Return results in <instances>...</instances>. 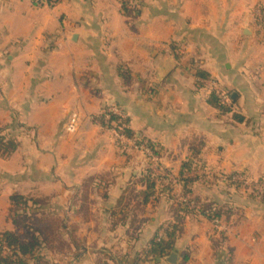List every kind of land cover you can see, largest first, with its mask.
<instances>
[{"label": "crops", "instance_id": "1", "mask_svg": "<svg viewBox=\"0 0 264 264\" xmlns=\"http://www.w3.org/2000/svg\"><path fill=\"white\" fill-rule=\"evenodd\" d=\"M52 3L0 0V135L16 144L0 150V234L16 230L13 195L46 197L77 242L68 264H135L174 221L183 180L204 176L193 196L232 215L218 229L186 216L178 264H264V201L228 181L264 192V0ZM219 92L230 97L226 110L208 102ZM111 106L134 139L156 147L157 162L96 123ZM73 114L80 125L69 134ZM194 139L200 155L189 164ZM146 169L158 187L144 203L135 195Z\"/></svg>", "mask_w": 264, "mask_h": 264}, {"label": "trees", "instance_id": "2", "mask_svg": "<svg viewBox=\"0 0 264 264\" xmlns=\"http://www.w3.org/2000/svg\"><path fill=\"white\" fill-rule=\"evenodd\" d=\"M131 1L135 3V0ZM123 7L124 10H127L125 4H123ZM196 77L204 80L210 79V76L202 70L196 71ZM198 85L202 86L200 82ZM208 102L213 107L226 110L221 102V98L216 96L215 93L209 97ZM103 118L104 116L100 120L102 121ZM126 134L133 138L129 129L126 131ZM192 142L195 152L189 164L200 155L195 149V144L198 146L197 144L200 142L196 139ZM146 144L156 149L152 143L146 142ZM15 148L16 144L14 142L8 141L4 136L0 135V150L4 155L11 153ZM187 170L192 172V169L187 168ZM204 181V176L183 180L186 199L188 202L194 203L195 209L191 210L183 201L174 203L171 207L174 221L164 230L163 235L159 232L156 233L149 247L135 264H143L156 258H166L169 256L173 252L176 242L182 234V226L186 216L198 214L208 220H213L222 219L223 217L229 218L232 215L231 209L221 206L220 203L216 201H202L200 198L193 196L191 185L199 182L202 184ZM228 181L235 189L239 190L245 188L251 196L260 198L264 201V192L255 190V184L244 187L242 184L235 182L232 177H230ZM140 182L145 184L146 190L144 193H137L135 196H141L142 201L147 203L156 195L158 180L150 169H146L140 177ZM161 189L164 193H171L169 185H164ZM10 202V215L16 230L14 232L0 234V264H43V260H46L49 255L54 256L55 254H59L65 256L67 252L72 251V246L77 244L73 236L67 231L66 224L49 208L50 204L48 198L26 197L15 194L11 197ZM124 203L125 198H122L119 202V206ZM125 218L126 216L120 218L119 222L125 220ZM75 248H77V246H75ZM6 250H8L10 254H7ZM185 261H187V257L184 258V262Z\"/></svg>", "mask_w": 264, "mask_h": 264}, {"label": "built area", "instance_id": "3", "mask_svg": "<svg viewBox=\"0 0 264 264\" xmlns=\"http://www.w3.org/2000/svg\"><path fill=\"white\" fill-rule=\"evenodd\" d=\"M39 3L42 0H37ZM52 1V0H49ZM123 4L127 6L130 10L133 9L135 4L131 0H121ZM55 2H58L56 0ZM219 97L221 98V102L224 106L229 107L231 104L230 97L227 93L219 92ZM99 125L106 128L112 134V138L114 141L123 149H126L128 152L140 153L146 159H149L152 162H157L158 158L156 156L155 148H151L148 144L129 137L126 134V131L129 129L128 122L126 121V116L122 113V111L116 107L111 106L104 112V118L102 121H96ZM80 125V117L77 114H73L67 124L65 125V131L69 134H75ZM245 187L250 186L248 184L244 185ZM255 190L258 192H263V189L256 185ZM183 202L189 206L191 210L195 209V205L193 202H188L187 199L183 200ZM213 224L216 229L221 226V220L213 219ZM7 254H10L8 250Z\"/></svg>", "mask_w": 264, "mask_h": 264}, {"label": "rangeland", "instance_id": "4", "mask_svg": "<svg viewBox=\"0 0 264 264\" xmlns=\"http://www.w3.org/2000/svg\"><path fill=\"white\" fill-rule=\"evenodd\" d=\"M44 1V7L45 8H54L56 7L55 3H52V2H55L56 0H52V2H50L49 0H42L40 3H42ZM68 254V252L65 254V256ZM50 256V255H49ZM55 258H52L51 261L50 260H43V264H68V260L64 259L63 258L65 256L63 255H59V254H55Z\"/></svg>", "mask_w": 264, "mask_h": 264}, {"label": "water", "instance_id": "5", "mask_svg": "<svg viewBox=\"0 0 264 264\" xmlns=\"http://www.w3.org/2000/svg\"><path fill=\"white\" fill-rule=\"evenodd\" d=\"M172 68L173 67L166 68L163 71L161 78H164L165 76H167L170 73V71H171ZM178 259H179V257H178V255L176 253H171L170 256H168L166 258L167 262L170 263V264H178Z\"/></svg>", "mask_w": 264, "mask_h": 264}]
</instances>
